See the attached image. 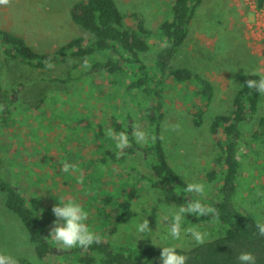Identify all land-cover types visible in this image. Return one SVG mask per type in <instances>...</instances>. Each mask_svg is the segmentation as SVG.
<instances>
[{
	"label": "rangeland",
	"instance_id": "rangeland-1",
	"mask_svg": "<svg viewBox=\"0 0 264 264\" xmlns=\"http://www.w3.org/2000/svg\"><path fill=\"white\" fill-rule=\"evenodd\" d=\"M78 1L0 0V27L25 39L37 52L53 53L73 38L87 35L70 19V7ZM114 1L126 17L127 27L134 24L131 14L142 13L146 26L154 31L147 40L152 50L142 55L144 62L151 64L165 45L159 26L170 17L174 0ZM74 64L75 60L70 58L45 70H32L7 58L0 47V82L14 96L11 118L5 121L0 118V179L19 188L26 205L35 214L57 203L54 198L76 199L85 212L89 230L99 236L107 227L100 217L97 200L103 195L118 197L122 190L129 188L135 182L130 175L132 169L151 175L152 160L137 155L136 165L134 159L115 162L106 155L116 150L111 133L118 108L97 101L95 84H101L107 95L122 98L131 80L129 75L108 79V75L96 72L82 83L74 80L64 84L53 80L76 77L81 69H73ZM172 64L188 67L208 79L214 86L215 96L208 104L207 96L195 95L198 89L195 84L169 81L165 100L161 102L165 112L161 137L167 159L185 182H202L208 186L202 200L215 199L219 195L221 176L210 182L207 174L214 170L221 148L215 143L211 124L217 115L229 114L234 95L248 75L256 69L264 74V8L257 9L256 0H204ZM110 81L117 83L109 85ZM205 104L209 110L203 124L196 126L192 113ZM129 106L136 127L143 130L147 121L140 112L143 106ZM121 112L123 109H118ZM261 117H264V96H260L254 120L242 127L245 135L239 146L241 172L234 202L264 222V140L252 139ZM65 163L73 165L67 173L61 170ZM138 189L142 195L133 203L135 218L108 236L114 247L154 246L147 238L156 234H145V239L137 241L133 225L142 218L137 209L147 204L151 193L160 190L144 184ZM5 196L0 192V251L34 264H81L79 254L66 250H55L48 260H40L21 220L5 206ZM159 203L180 205L184 201L179 195L165 193ZM157 212L154 207L151 214L146 213L152 230L157 226ZM185 224L198 225L206 233L204 242L224 232L218 221L193 224L186 217ZM163 231L161 224L159 232ZM156 243H160L158 238ZM168 243L185 250L198 245L187 234L179 241Z\"/></svg>",
	"mask_w": 264,
	"mask_h": 264
},
{
	"label": "trees",
	"instance_id": "trees-1",
	"mask_svg": "<svg viewBox=\"0 0 264 264\" xmlns=\"http://www.w3.org/2000/svg\"><path fill=\"white\" fill-rule=\"evenodd\" d=\"M203 2L204 0H174L170 17L159 26L165 45L151 64H146L142 55L152 50L147 40L154 31L146 26V18L142 13L131 14L130 18L134 19V24L127 27L126 17L120 12L114 0H79L74 3L69 10L70 19L87 35L73 38L53 53L37 52L25 39L0 27V47L5 56L21 62L32 70H45L70 58L75 60L72 68L81 69V72L76 77L53 79L56 82L67 84L76 80L82 83L96 72L108 75V79L125 78L127 75L131 78L122 98L119 95H107L108 93L101 89V84H95L98 86V102L123 109L121 113H118V109L114 112L113 131H124L129 135V147L122 151L115 147L114 152L108 151L106 155H110L115 162L134 159L136 165L137 155H142L147 160L151 158V175L140 169L138 171L132 169L130 175L134 176L135 182L129 188L122 190L118 197L103 195L97 200L100 217L107 227L106 232L99 235L100 242L87 249L66 250L79 254L81 264H160L158 259L160 248L155 246L132 248L126 245L114 247L108 236L115 234L118 226L128 224L135 218L133 203L141 198L138 186L142 184L168 195L180 194V200L184 202L191 199L181 196L185 195L184 187L187 182L170 166L167 159L161 137V127L165 119L161 102L165 100V87L171 80L195 84L198 88L195 95L202 98L207 96L208 104L214 99V86L208 79L188 67H174L172 64L185 43L189 27ZM256 7L263 9L264 0H256ZM257 78L255 75H248L234 95L229 114L217 115L211 124L210 130L217 147L221 148V155L214 170L207 174V178L212 182L220 175L222 183L219 195L215 199L204 198L203 202L215 209V215L205 217L192 215L187 218L193 224L218 221L224 232L219 237L188 250L177 247L189 257L187 264H237L236 255L240 252H252L256 257V264H264V236L259 235L255 228L258 219L238 208L234 202L237 179L241 172L239 146L242 136L245 135L242 127L254 120L260 99V95L254 89H249L245 85L248 79ZM116 83L110 81L108 84ZM13 100V94H10L0 82V118L3 121L11 118ZM129 104L135 107L136 104L143 106L142 110L139 109L147 119L143 129L147 140L143 144L136 143L131 135V129L137 125ZM208 104L192 113L194 125L203 124L209 110ZM125 106H128V109ZM252 139L264 140V117L258 120ZM0 192L6 195L7 209L21 220L27 230L29 241L35 245L38 258L42 261L48 260L56 250L46 238L54 220L51 212L53 205L46 206L35 214L26 205L21 190L3 179H0ZM18 262L34 264L22 258L18 259Z\"/></svg>",
	"mask_w": 264,
	"mask_h": 264
},
{
	"label": "clouds",
	"instance_id": "clouds-1",
	"mask_svg": "<svg viewBox=\"0 0 264 264\" xmlns=\"http://www.w3.org/2000/svg\"><path fill=\"white\" fill-rule=\"evenodd\" d=\"M252 75L258 78L248 79L245 86L254 89L258 95L264 96V74L256 69ZM131 135L138 144H143L147 140L145 131L139 127H133ZM111 136L116 149L122 151L130 146L129 135L124 131H113ZM72 167L73 165L65 163L61 170L67 173ZM208 190V186L202 182L187 183L184 187L185 195L181 196L191 197V199L180 205L159 203L164 198L165 192L154 191L149 195L147 204L137 209L142 218L133 225V233L137 241L145 239V234H156L147 239L160 248L161 253L158 257L160 264H187L188 262L189 257L183 251L178 250L174 243H168L169 241H179L187 234L196 244L204 242L206 233L202 232L198 225L187 226L185 220L186 217L192 215L198 217L215 215V209L202 200ZM54 199L57 203L51 209L54 220L49 229L47 241H50L57 251L73 248L87 249L100 242V237L94 231L89 230L86 223L87 217L82 211L80 202L67 197ZM154 207L158 209L157 226L155 230H152L146 213L151 214ZM161 224L164 226L163 232H159ZM255 228L259 235L264 236V222L258 220ZM157 238L160 241L159 244L156 243ZM236 261L237 264H256V257L252 252H240L236 255ZM0 264H19V262L13 254L0 251Z\"/></svg>",
	"mask_w": 264,
	"mask_h": 264
}]
</instances>
